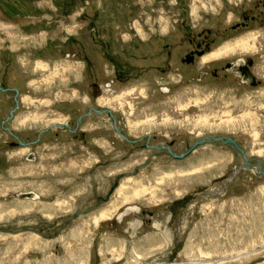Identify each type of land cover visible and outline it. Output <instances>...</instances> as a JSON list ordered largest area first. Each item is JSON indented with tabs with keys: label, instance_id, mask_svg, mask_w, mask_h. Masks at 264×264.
I'll return each instance as SVG.
<instances>
[{
	"label": "rangeland",
	"instance_id": "374dc122",
	"mask_svg": "<svg viewBox=\"0 0 264 264\" xmlns=\"http://www.w3.org/2000/svg\"><path fill=\"white\" fill-rule=\"evenodd\" d=\"M263 2L0 0V228L39 229L0 232V264H264V177L229 181V146L154 155L96 202L144 144L229 137L264 171Z\"/></svg>",
	"mask_w": 264,
	"mask_h": 264
},
{
	"label": "water",
	"instance_id": "95a60500",
	"mask_svg": "<svg viewBox=\"0 0 264 264\" xmlns=\"http://www.w3.org/2000/svg\"><path fill=\"white\" fill-rule=\"evenodd\" d=\"M0 91L1 92H5L6 90L2 89L0 87ZM13 101L15 102V106L14 108L9 112V115L12 116L13 111H15L18 108V101L16 100V97H14ZM94 112L96 113H107L108 116L111 118L112 120V126L113 129L115 131V133L122 139H125V137H123V135L120 133L118 126H116V121H115V116L112 114V112L108 111V110H95ZM10 118V117H9ZM8 118V120H9ZM21 146H25V143H19ZM222 145V146H229L231 148V150L234 153H240L241 157H242V163L238 164V169H235L234 172L232 173L231 178H229V181H232V179L236 176V174L240 171L241 168H247L250 171H252L253 173L256 172L258 175L264 177V171L262 170V166L260 165V161L256 160V162L253 164H250V160L246 157L244 151H242V149L240 147L237 146L236 142L229 137H204L201 139H197L196 142L190 146L187 151L183 152L181 155H176L174 153H172V151L170 150V148L168 147H157V146H153V147H148L147 145L145 146L146 148H149L151 150H157L158 152L155 153L156 155L160 156H169L170 158H172L173 160H177V161H181L183 158H186L188 156H190L192 153H194L196 151L197 148H200L202 146H210V145ZM151 161V157H149L144 163L140 164V166H137L134 168V171L131 173H127L125 172L124 174H119L117 176L114 177L113 180V185L110 189V191L107 193V195L105 196V199L103 198H98L97 199V204L98 201H103V202H108L109 201V197L111 196L113 190L118 186V181L122 178H126V177H130V176H135L138 171L140 169H142L143 167H145L149 162ZM95 206L89 207V208H84V210H80L76 213H74L73 215L70 216V218L67 220L66 224L71 220L74 219L80 215H84L85 212L93 209ZM27 231H36L35 229H33L32 227H27L24 229H18V228H11V230L8 229H3L0 228V232L3 233H7V234H11L13 235L14 233H20V232H27Z\"/></svg>",
	"mask_w": 264,
	"mask_h": 264
},
{
	"label": "flooded vegetation",
	"instance_id": "af4514ba",
	"mask_svg": "<svg viewBox=\"0 0 264 264\" xmlns=\"http://www.w3.org/2000/svg\"><path fill=\"white\" fill-rule=\"evenodd\" d=\"M262 7H264V2H263V6H262ZM242 18H243V20H242L243 23L240 24L239 28H241V29H247V28H249V26H248V22H247V18H246L245 16H243ZM249 20H250L251 22H254L253 17L250 18ZM206 42H207V39H206ZM197 47L200 48V47H201V43H198V44H197ZM202 53H203V52H202ZM131 211H132V210H130L129 212H131ZM136 214H137V213H136Z\"/></svg>",
	"mask_w": 264,
	"mask_h": 264
},
{
	"label": "bare ground",
	"instance_id": "6f19581e",
	"mask_svg": "<svg viewBox=\"0 0 264 264\" xmlns=\"http://www.w3.org/2000/svg\"><path fill=\"white\" fill-rule=\"evenodd\" d=\"M235 169H238V167L235 168ZM137 209H138L137 207L128 206L127 209H126V212L132 210L131 212L134 213V214H136V213H139V211H138ZM102 216L106 217V215H102ZM123 216H124V213H123V214H120V215L117 217L118 222L122 221ZM239 257H240V256H239ZM206 259H207V258H206ZM221 259H222V258H221Z\"/></svg>",
	"mask_w": 264,
	"mask_h": 264
}]
</instances>
